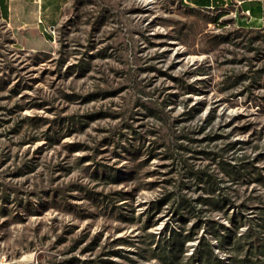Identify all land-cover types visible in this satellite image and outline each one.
<instances>
[{"label": "rangeland", "instance_id": "obj_1", "mask_svg": "<svg viewBox=\"0 0 264 264\" xmlns=\"http://www.w3.org/2000/svg\"><path fill=\"white\" fill-rule=\"evenodd\" d=\"M179 0H71L0 27V264H264V27Z\"/></svg>", "mask_w": 264, "mask_h": 264}, {"label": "crops", "instance_id": "obj_2", "mask_svg": "<svg viewBox=\"0 0 264 264\" xmlns=\"http://www.w3.org/2000/svg\"><path fill=\"white\" fill-rule=\"evenodd\" d=\"M71 0H0V27L14 31H37L46 42L55 40L62 14ZM189 8L235 12L243 28L264 27V0H179Z\"/></svg>", "mask_w": 264, "mask_h": 264}, {"label": "built area", "instance_id": "obj_3", "mask_svg": "<svg viewBox=\"0 0 264 264\" xmlns=\"http://www.w3.org/2000/svg\"><path fill=\"white\" fill-rule=\"evenodd\" d=\"M51 32H52V34L54 35V29H53Z\"/></svg>", "mask_w": 264, "mask_h": 264}]
</instances>
